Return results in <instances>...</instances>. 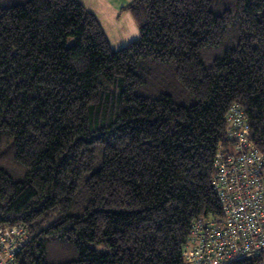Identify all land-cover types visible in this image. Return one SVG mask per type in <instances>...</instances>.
I'll return each instance as SVG.
<instances>
[{
  "label": "trees",
  "instance_id": "1",
  "mask_svg": "<svg viewBox=\"0 0 264 264\" xmlns=\"http://www.w3.org/2000/svg\"><path fill=\"white\" fill-rule=\"evenodd\" d=\"M124 10L138 35L116 50L79 0H0V227L28 229L20 264H183L192 221L220 213L230 105L264 154V0Z\"/></svg>",
  "mask_w": 264,
  "mask_h": 264
},
{
  "label": "built area",
  "instance_id": "2",
  "mask_svg": "<svg viewBox=\"0 0 264 264\" xmlns=\"http://www.w3.org/2000/svg\"><path fill=\"white\" fill-rule=\"evenodd\" d=\"M225 133L210 181L220 213L192 221L182 259L191 264H232L256 258L264 264V154L251 141L237 104L225 113ZM30 241L22 223L0 227V264H20L17 256Z\"/></svg>",
  "mask_w": 264,
  "mask_h": 264
},
{
  "label": "crops",
  "instance_id": "3",
  "mask_svg": "<svg viewBox=\"0 0 264 264\" xmlns=\"http://www.w3.org/2000/svg\"><path fill=\"white\" fill-rule=\"evenodd\" d=\"M84 7L95 14L97 17L102 29L104 30H113L116 37L120 27L124 29V34L126 37H132L136 35V30L134 27L133 19L126 14L124 11H121L122 7L127 5L130 0H79ZM127 22L128 27H125L123 24ZM107 37V36H106ZM108 38V37H107ZM123 39V38H122ZM117 40H120L117 39ZM109 41V40H108ZM122 41V40H120Z\"/></svg>",
  "mask_w": 264,
  "mask_h": 264
},
{
  "label": "rangeland",
  "instance_id": "4",
  "mask_svg": "<svg viewBox=\"0 0 264 264\" xmlns=\"http://www.w3.org/2000/svg\"><path fill=\"white\" fill-rule=\"evenodd\" d=\"M124 12L126 13V14H129V16L131 17V15H130V13H129V11H127V10H124ZM131 19H132V17H131ZM134 22V21H133ZM134 24V27H135V30H136V35L135 36H132V37H126L127 35L126 34H124V29H122L121 27H120V29H119V32H118V36L116 37V34H114V32H113V30L111 31V30H103L104 31V33H105V35L108 37L107 39L109 40V43H110V45H111V47L113 48V49H119V47H121L122 45H124L125 43H127V42H129V41H131V40H133L134 38H136L137 37V35H138V29H137V26H136V24L135 23H133ZM125 27H128V23L127 22H125L124 24H123ZM116 33V32H115ZM120 38V40H122V41H120V40H117V39H119ZM123 38V39H122ZM97 249H103V247L102 246H100V245H98L97 246ZM183 264H191V263H186V262H184Z\"/></svg>",
  "mask_w": 264,
  "mask_h": 264
}]
</instances>
